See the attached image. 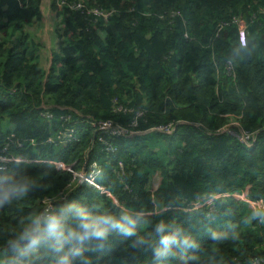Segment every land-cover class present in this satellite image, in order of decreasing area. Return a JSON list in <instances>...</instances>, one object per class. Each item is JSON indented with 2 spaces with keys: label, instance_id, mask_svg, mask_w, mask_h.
Listing matches in <instances>:
<instances>
[{
  "label": "trees",
  "instance_id": "16d2710c",
  "mask_svg": "<svg viewBox=\"0 0 264 264\" xmlns=\"http://www.w3.org/2000/svg\"><path fill=\"white\" fill-rule=\"evenodd\" d=\"M50 10L59 22L46 71L43 44L29 29L43 21L40 0H0V148L9 137L24 140L6 154L69 166L7 164L37 175L43 188L0 210V250L21 217L63 190L86 161H97L98 181L113 199L150 209L155 193L169 206L150 217L142 234L175 218L201 243L200 264H264V225L258 222L242 223L235 241L217 246L208 239L210 231L248 214L237 194L264 199V0H52ZM240 20L248 49L240 48ZM43 103L53 118L41 115ZM67 112L72 117L64 125L74 126L75 139L46 143ZM232 117L256 133L251 147L218 131ZM92 118L127 126L136 121V132L104 135L117 148L109 152ZM168 122L176 123L171 134L152 129ZM109 197L83 183L68 198L102 210ZM209 197L215 202L204 203ZM199 202L204 206L192 211ZM130 244L113 233L103 250L86 255L91 264H156L150 247ZM167 264H180V256H169Z\"/></svg>",
  "mask_w": 264,
  "mask_h": 264
},
{
  "label": "clouds",
  "instance_id": "9594fccd",
  "mask_svg": "<svg viewBox=\"0 0 264 264\" xmlns=\"http://www.w3.org/2000/svg\"><path fill=\"white\" fill-rule=\"evenodd\" d=\"M240 48H249L247 33L240 39ZM16 165L26 162L21 153L0 157ZM96 176L102 169L93 166ZM43 184L37 175L19 168L0 167V210L23 200L30 193L42 190ZM70 193L45 202L38 210L21 217L18 227L9 230L0 250V264H91L86 255L89 251L103 250L113 233L130 239V247L137 250L151 248L156 264H167L168 257L178 254L180 264H200L197 253L201 243L186 231L176 219H161L152 231L141 233L150 217L162 216L168 205L155 193L151 196L152 207H129L118 199L109 197L111 204L98 210L78 200H69ZM209 197L204 203L212 204ZM249 211L242 220L225 222L219 229L209 232L208 239L213 245L239 238L240 225L258 222L264 225V199L257 197L256 203L245 202ZM203 204H194L192 211H200ZM218 254L216 249H210Z\"/></svg>",
  "mask_w": 264,
  "mask_h": 264
},
{
  "label": "built area",
  "instance_id": "2783aa9c",
  "mask_svg": "<svg viewBox=\"0 0 264 264\" xmlns=\"http://www.w3.org/2000/svg\"><path fill=\"white\" fill-rule=\"evenodd\" d=\"M238 23H239V27H240V34H239V40H240L246 33V26H245L244 21H242V20H240ZM49 108H50V106L48 104L43 103L41 105L40 113L44 117L53 118L54 114ZM61 108L64 109L66 107H61ZM71 117H72V115L70 112H67V113L60 115L61 122L59 124V127L52 133V135H50L48 137V139L46 140V143L65 145L69 142H72L75 139V128H74V126L73 125H71V126H65L64 125V123H67L71 120ZM91 123L94 126V128L96 129V131L101 133L99 140H101L105 144V148L109 152H115L117 148L111 142L106 140L104 138V135L118 136V137H120V136H124V137L131 136L132 134H134L136 132L133 130L132 126L137 125L136 121H134L132 123V126H127V125H123L121 123L115 122L112 119H99V120H97L94 118L91 119ZM175 126H176L175 122H168L165 124L157 125V126L153 127L152 129L157 130L159 132L166 133V134H171L174 131ZM218 131L219 132H226V133H229V134L235 136L236 138H238V140H240V142L244 143L248 147H251L253 145L254 141L256 140V133L244 129L234 117H232L231 121L229 123H227L226 125H224L223 127H221ZM9 139H10V141L5 146H2V148H0V157L11 158V156L6 154L7 150L9 149L8 146L10 144H15L16 147H23L24 144L26 143L24 140H13V139H11V137H9ZM29 142L33 146H37L39 144L34 139H30ZM25 158H26V162L52 163L60 169L69 168L68 165H65L62 162L49 160L47 158L27 157V156H25ZM9 162H10V160H9ZM9 162H5L4 160L0 159V167H7V164ZM94 165L98 166L100 169H102L100 164L97 161H92V162L86 161L81 168L73 171L71 182L68 183L67 186L63 190H61L58 194H56L53 198H58L66 192L70 193L76 186L83 184V183L88 185L89 187L96 188L100 192L106 193L107 195L113 197V194L107 189V187L98 181V176H96L94 174V169H93ZM123 169H124L123 163L121 161H119L117 173L119 175L120 174L122 175L124 172ZM157 186L154 189H156ZM225 195H227V194H224L223 196H225ZM219 196L220 195H217L215 197H219ZM236 196L246 200L248 203L254 204L257 202V199L256 200L249 199L248 197L245 196V194H243V195L237 194ZM53 198H49V199L44 200V203L49 201V200H52Z\"/></svg>",
  "mask_w": 264,
  "mask_h": 264
},
{
  "label": "rangeland",
  "instance_id": "374dc122",
  "mask_svg": "<svg viewBox=\"0 0 264 264\" xmlns=\"http://www.w3.org/2000/svg\"><path fill=\"white\" fill-rule=\"evenodd\" d=\"M52 0H40V6L43 7L42 15L43 21L36 22L30 27V31L34 37L40 41L42 46V66L44 67L51 55L52 48L54 45V28L55 24L59 22L50 10V4ZM232 119V118H231ZM231 121V120H230ZM159 183V175H155L151 181L150 188L154 189ZM201 204V202H199Z\"/></svg>",
  "mask_w": 264,
  "mask_h": 264
},
{
  "label": "crops",
  "instance_id": "0c3cea01",
  "mask_svg": "<svg viewBox=\"0 0 264 264\" xmlns=\"http://www.w3.org/2000/svg\"><path fill=\"white\" fill-rule=\"evenodd\" d=\"M40 8H41V11H42V10H43V7L40 6ZM29 29H30V28H29ZM54 38H55V37H54ZM55 42H56V39H55V41H54V44H55ZM54 46H55V45H53V48H54ZM53 48H52V49H53ZM51 53H52V52H51ZM51 58H52V55L49 56V59L47 60L46 65H45L44 67L42 66L46 71H48V69H49V67H50V64H51ZM40 61H41V65H42V51H41V60H40Z\"/></svg>",
  "mask_w": 264,
  "mask_h": 264
}]
</instances>
